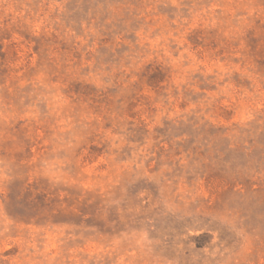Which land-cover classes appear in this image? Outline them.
<instances>
[{
  "label": "rangeland",
  "instance_id": "374dc122",
  "mask_svg": "<svg viewBox=\"0 0 264 264\" xmlns=\"http://www.w3.org/2000/svg\"><path fill=\"white\" fill-rule=\"evenodd\" d=\"M0 264H264V0H0Z\"/></svg>",
  "mask_w": 264,
  "mask_h": 264
}]
</instances>
